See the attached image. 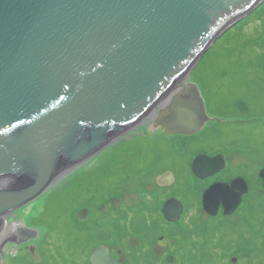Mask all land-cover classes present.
<instances>
[{
  "label": "water",
  "instance_id": "1",
  "mask_svg": "<svg viewBox=\"0 0 264 264\" xmlns=\"http://www.w3.org/2000/svg\"><path fill=\"white\" fill-rule=\"evenodd\" d=\"M261 1L0 0V231L16 210L29 222L28 203L133 129L176 84L180 94L149 120L168 134L199 131L210 117L189 70ZM223 166L220 155L191 163L199 178ZM173 179L170 171L155 176L160 186ZM245 190L241 178L214 182L202 207L230 214ZM182 209L174 197L163 203L169 221ZM89 261L117 264L105 244Z\"/></svg>",
  "mask_w": 264,
  "mask_h": 264
},
{
  "label": "rangeland",
  "instance_id": "2",
  "mask_svg": "<svg viewBox=\"0 0 264 264\" xmlns=\"http://www.w3.org/2000/svg\"><path fill=\"white\" fill-rule=\"evenodd\" d=\"M240 19L232 25L233 27L230 26L228 31L218 36L189 70V80L198 87L208 116L211 113L218 117L214 118L215 127L210 132L198 131L195 134L205 137L197 143H187L189 148L184 150L183 144L186 143L187 137L182 141L179 135L164 133L162 127L155 129L152 122H149L121 135L98 152L83 168L68 174L54 189L50 188L27 204L29 220L41 210L35 221L39 223L41 232L45 235L40 249L42 255L48 250L45 253L48 264H61L63 261L60 260H65L66 264H90L89 250L94 239L98 238L106 239L103 243L110 241L109 244L117 253L121 264H227V257L222 256L218 250H210V243H205L208 235L214 231L218 237L211 236L210 241L215 242L218 239L217 246L220 248L229 246L230 242L234 243V239L229 242L227 236L222 240L223 237L219 235L221 229L233 228H239L248 250L251 251L250 256L239 254L238 264H264V185L257 187L255 194L258 199H253L256 202L253 205L255 209L247 207L249 201L242 202L234 219L227 222L222 216L211 218L201 209L198 198L201 186L197 188L200 183L194 181L193 184L194 175L187 168V160L193 158L196 151L208 150L207 148L214 146L217 141L223 151L229 149L224 153L230 157L231 162L239 161L243 169H250L257 174L256 169L261 171L264 168V64L262 68L258 66L259 62H264V0L258 3L251 13ZM260 54L262 58L254 57ZM210 126L211 122L207 121L204 129ZM211 132L213 134L205 142ZM171 142L176 147L173 151ZM159 146L161 149H158ZM231 149L239 151L233 153ZM149 165H154V168L146 175L138 172ZM159 167L173 170L175 179L171 188L159 193L160 197L172 195L180 198L186 209L177 224L170 223L163 215L158 217L154 213L152 217L157 223L150 226L152 220L146 216L148 211L145 210L146 214L138 212V206L143 202L148 204L147 209L153 208V195L141 193L143 186L153 192V176L154 172H159ZM72 174L74 175L71 179L68 178ZM134 176L138 180L132 182ZM259 176L256 178L260 185L262 181ZM250 184L256 189L255 181L252 180ZM111 185H117L121 194L117 199H113L114 206L107 204L104 209L103 204L100 209L103 208V212L112 211L114 220L108 221L110 228L104 236L103 231H98L97 236L90 235L87 229H81L75 224L80 221L77 218L79 208L86 204V195L102 190L107 194ZM99 201L101 200L98 199ZM99 217L102 218V215ZM141 217L145 219L142 225L148 226V235L146 239L142 238L143 244L137 249L140 245L137 238L140 239V233L144 229L134 226L140 225ZM117 221L121 226L118 227L119 230L117 225L113 227V223ZM245 221L252 225L250 231L247 230ZM131 222L134 224L132 229L142 231L135 232L130 229ZM252 228L258 230L252 231ZM114 231H117L119 236L111 242L110 235ZM228 232L231 234V231ZM163 233L170 237L167 240L177 238L181 246L178 247L179 245L170 241L171 249L166 250L165 254L173 258L166 257L161 262L162 258H152L149 248L154 244L155 251H162L159 243L163 244V241H157L156 238L153 243L150 238L154 234ZM205 247L208 250H205ZM204 253L210 255L203 256ZM48 254H51V257Z\"/></svg>",
  "mask_w": 264,
  "mask_h": 264
},
{
  "label": "flooded vegetation",
  "instance_id": "3",
  "mask_svg": "<svg viewBox=\"0 0 264 264\" xmlns=\"http://www.w3.org/2000/svg\"><path fill=\"white\" fill-rule=\"evenodd\" d=\"M210 122H211V126L210 127H206V129L203 130V132L204 131H208V130L210 132V130L214 129V127H215L214 123L216 121L215 120H210ZM212 134H213L212 132L209 133L207 138L204 141L206 142L208 137L211 136ZM173 135H179L181 137L182 141H183L184 138H186V137L188 138L186 143H184V144L180 143L181 145L183 144L184 150H187L189 148L186 145L187 143H189V144L190 143L192 144L193 142L197 143L203 137H205L203 135L200 136V137L195 136V135H182V134H173ZM213 138L215 139V137H213ZM220 145H221L220 142L217 141V142H215L214 146L208 147L207 148L208 150L203 149V150L196 151L194 156L198 155V154H206V155L211 156V157H213L215 155H218V154L221 155L224 158V166L221 169H219L218 171H216L214 174H212V175H210L208 177H205L202 180H201V178H199V177H197V176H195L193 174L194 175L193 176V184H194V181H196L197 183L198 182L200 183V185L197 186V188H199V186H201L199 188L200 190H198V192H199L198 198L200 199L202 191L208 185H210L211 183L224 182V183L230 184L231 181L234 180V178H242V180H244L245 185H246V190L240 196V202H239V205L236 208V210L233 213L229 214V215H225L223 213L221 207H219L218 210H217L216 216H214V217L222 216L223 220H226L227 222H229V221L234 219V216H235V214H236L237 210L239 209L240 204L242 202L245 203V202L249 201L248 203H250V199H252L251 197H253L255 200L258 199V196H256L255 193H256L257 187L258 186L260 187L262 185V183H260V185H259V182H258V180L256 178L257 175L259 176V170H260L259 168L256 169V171H257V174H256L254 171L251 172L250 169H247V168L243 169V166L241 165V163L239 161L238 162H234V161L231 162L230 157L226 156L227 154L224 153V152H228L229 149L227 151H223L219 147ZM170 146L172 147V151L176 148L175 145L172 142L170 143ZM158 149H161V147L159 146ZM231 151L233 153H235V152H237L239 150L235 151L234 149H231ZM157 153H158V150H157ZM230 154H232V153H230ZM159 155H160V153L158 154V156ZM192 159L193 158L190 157L189 160H187V164H188L187 168H189V163H190V166H191ZM188 170L191 171V169H188ZM165 171H171L173 173V170H170L168 168H163L162 169L161 167H159V172H155L154 176L156 174H160V173H163ZM148 172H149L148 170H144L143 171V175H146ZM154 176H153V183L154 184H153V187H152L154 189L153 192H151L152 189L145 188V186H143V192L141 193V195H145V193L146 194L147 193H151L153 195L154 201H156V203H154V205L152 206L153 208L158 205L157 203L161 202V205H163V203H164V201L166 199H168L170 197H174V196L170 195V196H166V197L163 198V197H160L159 193L166 191L167 189L171 188L175 184V179H174L168 185L158 186L154 182ZM71 177H72V175H70L68 178L71 179ZM252 180L257 183L256 189H255V187L252 184H250L252 182ZM260 181H262L261 177H260ZM102 191L105 193L104 190H102ZM120 194H121V192H120L119 188L117 187V185H114V186L111 185V187L109 188V191L107 192V194H103V197L100 198L101 201H99V202H98V199H93V197H96V196L100 195L99 191H95L92 194L86 195V204L79 208L80 211H79V214L77 215V218L80 221L76 222L75 224L81 229H87L89 231L90 235L95 234V236H97V232L98 231L108 230L110 228V227H108V223H110L108 221L114 220V216L112 215L113 212L110 211V210H107V211L103 212V208L102 209H100V208L105 205L104 209H106L107 208V206H106L107 204H111V206H114L113 199H117ZM174 198L178 199L177 197H174ZM178 200H180L182 205H184L183 201L180 198ZM96 201L98 203H96ZM249 207L252 210L255 209V207H253V204L251 206H249ZM183 209L184 210H182V212H181L182 214H180L181 216L186 211L184 206H183ZM17 211L18 210H16V213H14V214H10L7 217V219L5 220L6 223L10 227L9 233L8 234H2L3 233L2 232L3 228L0 231V235L5 236V238H3L1 240V242H0V264H48L47 263V259H46V254H45L48 250H45L44 255H42V250L40 249V243L44 240L45 235H43L44 233L41 232V229H40L41 226L39 225V223L35 221L37 215H40L41 210L38 212V214H36L35 216L31 217L29 222L28 221L27 222L22 221L20 219V217H19L20 212H17ZM106 212H107V215H108L106 219H108V220L103 219V215ZM99 215H102V218H100ZM180 215H179L178 220L176 222H174V224H177V222H179L181 220ZM214 217H211V218H214ZM115 219H116V217H115ZM219 221H221V219H219ZM117 222L119 223V221H117ZM21 225H24L26 228L36 229L38 231L37 232L38 234L35 231H34V235H33V233H29V232L26 233L25 231L19 230L18 226H21ZM116 225H117V223H113V227H116ZM151 225H155V223H153V222L151 223L150 222V226ZM117 228H118V225H117ZM118 230H119V228H118ZM256 230L257 229H255V231ZM45 231H47V229H45ZM127 231H129V230H127ZM224 231H227V232L231 231V235L228 232V234L230 236H227V241H230V239H232V237L235 236L233 238L234 239L233 248H235L237 251L238 250L241 251V250H243L246 247L245 238L242 237L243 234L240 233L239 228H236V230H234V232H232V229H230V230L221 229V232H224ZM39 232H41V233L39 234ZM160 236H165L166 239H169L166 233L165 234L163 233V234L159 235L158 237H160ZM110 237L112 238L111 242H113L114 238H117V231H114L112 233V235H110ZM131 237H132V235H131ZM158 237H156V238H158ZM108 239H110V238H108ZM105 240L106 239H101V238L94 239V242H93L89 252L95 246H97L99 244H105L108 247V249H109V254L115 260H117V264H121L122 262L120 261V259H118L117 253L112 248L111 244H109L110 241H109V243H107V242L103 243ZM171 240H173V239H171ZM171 240H167V241L166 240H161V241H163V244L159 243L160 246H161V250H162L160 252L159 251L158 252L155 251L156 247H154V244H153V247L149 248V250L152 253V258L157 256L159 259L162 258L161 259V262H162L163 258L166 259L167 256H171L169 254H165L166 250L169 251V249H171V244H170ZM220 242H221V240H220ZM250 244H252V242ZM178 247H180V246H178ZM48 256L51 257V254H48ZM60 261H63L61 264H66L65 260H60ZM55 263L56 262H54L53 264H55ZM56 264H58V262Z\"/></svg>",
  "mask_w": 264,
  "mask_h": 264
},
{
  "label": "trees",
  "instance_id": "4",
  "mask_svg": "<svg viewBox=\"0 0 264 264\" xmlns=\"http://www.w3.org/2000/svg\"><path fill=\"white\" fill-rule=\"evenodd\" d=\"M241 20V19H240ZM239 20V21H240ZM238 21V22H239ZM235 25V24H234ZM233 25V26H234ZM232 26V27H233ZM204 55V54H203ZM202 55V56H203ZM262 54H260V55H258V56H256V55H254V57H259V59L260 58H262V56H261ZM263 64H264V62L262 61V62H259V64H258V66H260L261 68H262V66H263ZM151 167V168H150ZM154 168V165H153V167L151 166V165H149V166H147L146 168H144L143 170H139L138 172L139 173H141V172H143L144 170H148L149 172L150 171H152V169ZM188 169H190V163H189V168ZM155 173V172H154ZM192 173V172H191ZM140 175V174H139ZM193 175V174H192ZM139 179H140V177H139ZM136 180H138L137 179V177L136 176H134L133 178H132V182L133 181H136ZM263 192H264V190H263ZM100 193V195H98V196H96V197H93V199H100L101 197H103V194H105L103 191H101V192H99ZM257 196V195H256ZM252 198V197H251ZM253 199L254 198H252V199H250V203H249V205H248V207L249 206H251L252 204L253 205H255L256 204V202H254L253 201ZM143 202V201H142ZM154 203H156V201H153L152 202V205H154ZM158 205L156 206V207H154V208H149V209H147V205L148 204H145V202H143V203H140V206H138V212L139 213H142V212H144L145 214H146V212H147V215L146 216H148L149 218H151V220H152V222L153 223H157V221H155L154 220V218L152 217V215H154V213H156V215L159 217V216H161L162 217V205H161V202H159V203H157ZM254 207V206H253ZM145 210H147V211H145ZM246 212V211H245ZM107 212L103 215V219H106L107 218ZM144 217V216H143ZM138 218H140V216L138 217ZM137 218V219H138ZM106 220H108V219H106ZM139 221H140V225H135L134 227H137V226H140L141 227V229L143 230V232L142 233H140L141 235V237H140V239L139 238H137V241H140V245H138L137 246V249H138V247H140L141 246V244H143V242H142V238L143 239H146V237H147V235H148V233H147V231H148V226L146 225H142V221H143V224H144V221H145V219H143L142 217H141V219H139ZM155 221V222H154ZM132 222H133V220H132ZM132 222H131V227H130V229H132V228H134V227H132V225H134V224H132ZM115 223H117V225L119 224L118 222H115ZM245 223H247L246 225H247V227H248V222L247 221H245ZM123 226V225H122ZM250 226H252V225H250ZM118 227H121L120 225H118ZM136 229V228H135ZM132 229V230H134L135 232H137V231H142V230H139V229ZM234 230H236V228H233L232 229V232H234ZM248 231H250L249 229H247ZM258 230V229H257ZM107 230H105V231H103V236L105 235L104 233L106 232ZM129 234V233H128ZM131 235H133V234H131ZM223 236V239L222 240H224L225 239V237L226 236H230L229 234H228V232L227 231H224V232H221L220 233V235L219 236ZM102 236V237H103ZM107 236V235H106ZM119 236V233L117 232V237ZM159 235L158 234H154V235H152V237L150 238V240H151V242H153L154 243V241L156 240V237H158ZM213 237V238H215L216 236L218 237V234H216L214 231L212 232V234H210V235H208V240H207V242L205 243V244H208V243H210V245H209V249L211 250V248L212 249H215V250H218V251H220L221 253H222V256H225V257H227L226 259L228 260L229 259V257H231L232 255H237V254H240V255H246V256H250L249 255V252H251L250 250H248V246H247V244H246V247L243 249V250H241V251H237L235 248H233V245H234V243H232V242H230V241H233V238L232 239H230V245L229 246H223V248H220V246H217V242H219L218 241V239H216V241L215 242H212V241H210V237ZM137 237V236H136ZM109 237H107V239H108ZM159 238V237H158ZM157 238V239H158ZM170 238V237H169ZM174 244H176V245H179V246H181L180 244H179V241L177 240V238L176 239H173V240H171ZM239 241V240H238ZM108 243V242H107ZM222 243V242H221ZM223 244V243H222ZM250 247H252V245H249ZM205 250H208L206 247H205ZM199 251H201V250H199ZM208 254L209 253H204L203 254V256H208ZM210 255V254H209ZM202 256V257H203ZM170 259H172V257H170ZM149 260V259H148ZM165 260V259H164ZM226 260V262H227V264H231L230 263V261L228 260L227 261Z\"/></svg>",
  "mask_w": 264,
  "mask_h": 264
},
{
  "label": "bare ground",
  "instance_id": "5",
  "mask_svg": "<svg viewBox=\"0 0 264 264\" xmlns=\"http://www.w3.org/2000/svg\"><path fill=\"white\" fill-rule=\"evenodd\" d=\"M202 57V56H201ZM183 80V79H182ZM179 81V79L177 78V79H175V80H173V83H176V82H178ZM169 89V88H168ZM182 90V86H180V85H175L174 87H173V89H171L170 91H164L163 93H162V96H160L159 97V101L157 102V103H154V104H152L151 106H150V108L146 111V113L143 115V116H141L140 118H139V120L135 123V124H133V126H132V128L133 129H135V128H139V127H143V125L144 124H148V121L149 122H152V121H150L149 119L151 118V116L154 114V113H162L163 112V108L164 107H166V105H168L170 102H171V100H172V98L176 95V94H180L179 92ZM151 124V123H150ZM149 124V125H150ZM158 127V126H157ZM161 127V126H160ZM156 129V128H155ZM127 132V131H126ZM219 155V154H218ZM218 155H216V156H218ZM92 159V158H91ZM219 170V169H218ZM217 170V171H218ZM215 173V172H214ZM213 173V174H214ZM72 176H73V174H72ZM65 177V176H64ZM65 180V178L63 179V177H62V179L60 180L61 182L62 181H64ZM61 182H59V183H61ZM58 184H56V185H54L53 187H51V188H55L56 186H57ZM6 219H7V217H5ZM5 219V220H6ZM4 220V224H3V226H2V228L4 229V226H5V224H6V221ZM41 233V232H40ZM39 233V234H40ZM169 251H170V249H169Z\"/></svg>",
  "mask_w": 264,
  "mask_h": 264
}]
</instances>
